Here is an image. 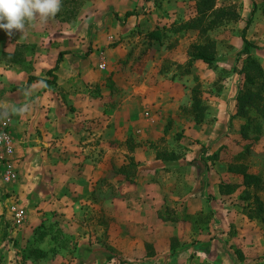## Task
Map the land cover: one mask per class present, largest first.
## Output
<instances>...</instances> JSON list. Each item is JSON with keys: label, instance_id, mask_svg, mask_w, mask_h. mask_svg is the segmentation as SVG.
Here are the masks:
<instances>
[{"label": "rangeland", "instance_id": "obj_1", "mask_svg": "<svg viewBox=\"0 0 264 264\" xmlns=\"http://www.w3.org/2000/svg\"><path fill=\"white\" fill-rule=\"evenodd\" d=\"M149 1L153 5L150 12L160 18L161 41L149 39L144 31H119L113 20L116 13L106 0H61L60 11L44 25L26 24L24 32L16 31L12 37L1 29L7 44L0 43V65L52 81L46 73L55 66L58 50L67 47V52L80 56L86 72L75 71L73 79L64 78L65 84H57L56 76L50 84L101 101L104 113L117 116L121 127H134L132 132L139 134L129 135L127 145L139 159L136 162L126 154L131 160L123 165L129 176L149 174L152 182L166 174L174 176L182 171L180 159L187 156L198 173H215L219 189L232 195L231 204L264 225V0H214L213 10L202 17L198 0ZM78 26L76 36L68 34ZM245 26L248 40L256 46L249 55L257 59L262 71L254 81L246 80L243 70L248 56L243 53L241 37ZM212 42L215 56L211 64L193 58L197 51L193 45ZM246 92L256 95L255 105L247 106L242 115L237 98ZM194 96L203 114L199 123L194 120ZM67 109L73 113L76 106L70 104ZM1 128L8 132L7 120H0ZM199 129L213 131L217 135L210 140L213 143L194 137ZM151 157L166 163L143 166V159ZM0 160L3 165L7 159ZM245 173L257 180L246 182ZM5 190L6 185L0 184V264H84L78 260L85 249L84 227H92L97 217L108 226L107 208L118 200L105 195L95 206L93 198L89 204L88 199L76 198L74 212L66 215L58 207V197L42 207L28 206L22 199L19 203L27 220L16 228L7 211L12 195Z\"/></svg>", "mask_w": 264, "mask_h": 264}, {"label": "crops", "instance_id": "obj_2", "mask_svg": "<svg viewBox=\"0 0 264 264\" xmlns=\"http://www.w3.org/2000/svg\"><path fill=\"white\" fill-rule=\"evenodd\" d=\"M106 1L116 13L113 20L119 31L126 28L131 33H147L162 26L155 12H150L153 5L149 0ZM127 11L133 14L125 17ZM108 21L113 22L111 17ZM78 28L68 30V34L76 36ZM4 38L7 35H0V43L7 44ZM59 50L57 53L67 51V47ZM75 71L86 72L80 56L67 52L53 70L56 83L73 79ZM113 79L116 81V75ZM27 80V73L4 70L0 65V120L8 121L10 137L0 158L10 159L18 174L15 181L0 179V184L31 207H42L58 197V207L66 215L74 212L72 201L76 198L88 199V204L93 198L95 206L105 195L118 199L107 208L111 218L108 226L97 217L90 223L92 227H84L85 249L79 262L264 264V225L231 204L232 195L219 189L213 171L198 173L186 156L180 159L181 172L154 182L149 174L136 178L126 169L119 172L131 160L126 154L138 162L139 157L127 145L129 135L139 134L132 132L134 127H121L117 116L104 113L101 101L74 91L63 92L44 81H32L24 89L11 91L25 86ZM70 104L76 106L73 113L67 109ZM209 132L199 129L193 136L213 141L217 135ZM157 162L160 167L166 163L151 157L143 159L142 165L152 167ZM7 200L4 202L8 204Z\"/></svg>", "mask_w": 264, "mask_h": 264}, {"label": "trees", "instance_id": "obj_3", "mask_svg": "<svg viewBox=\"0 0 264 264\" xmlns=\"http://www.w3.org/2000/svg\"><path fill=\"white\" fill-rule=\"evenodd\" d=\"M208 2L206 3L204 0H198L197 1V9H198V14H200V17H202V15H206V12H208L209 10H213V3L214 0H207ZM133 14L132 12H126L125 16H129ZM214 22V21H213ZM189 26H193V22L187 23ZM246 32H247V26H245L242 30L241 33V37L244 43V47H243V53L247 54V58L245 59V65H244V72H245V79L248 81H254L260 78L262 71L261 68L258 64L257 59H255L254 57H252L251 55H249L250 52V48L252 47H256L253 43H251L247 36H246ZM147 37L149 39L152 40H162V31L159 28H156L152 31H149L147 34ZM193 47H196L197 51L195 50L193 52V58L195 59H201L207 63H212L214 60V51L212 50L213 47V42L211 44H206V45H201L198 44L196 46L193 45ZM67 53V51H61L58 53L57 55V59L55 62V66L52 69H49L47 71L46 74L52 76V81H49L48 79H45L43 77H35V76H30L28 77V80L26 82L25 86H21V87H15V89H24L27 86H29L31 84L32 81L36 80V81H44L46 86L49 85L50 83H52L55 78L56 75L53 74V70L57 69L59 63L62 61L63 55ZM254 71V73H252V71ZM195 90H194V94H195ZM256 95L254 93H244L243 95H239V97L237 98V104H238V112L240 114H244L246 112V107L250 106V105H255V97ZM193 111H194V120L196 121V123H199L203 120V114L200 111V107H199V100L198 97L194 96V105H193ZM119 172H123L125 173V168L121 167L119 169ZM244 180L246 182L248 181H256L257 177L255 175H251V174H244Z\"/></svg>", "mask_w": 264, "mask_h": 264}, {"label": "clouds", "instance_id": "obj_4", "mask_svg": "<svg viewBox=\"0 0 264 264\" xmlns=\"http://www.w3.org/2000/svg\"><path fill=\"white\" fill-rule=\"evenodd\" d=\"M61 9V0H0V29L9 37L24 32L26 24L44 25Z\"/></svg>", "mask_w": 264, "mask_h": 264}, {"label": "built area", "instance_id": "obj_5", "mask_svg": "<svg viewBox=\"0 0 264 264\" xmlns=\"http://www.w3.org/2000/svg\"><path fill=\"white\" fill-rule=\"evenodd\" d=\"M9 134L6 132L5 128L0 129V148H3L5 145L8 144L9 142ZM3 179L5 182L10 183L13 182L17 179V172L16 170L12 167L11 161L7 159L5 162H3ZM12 195L11 201L7 207V211L10 214V221L12 225L16 228L22 227L26 220H27V212L24 209V207L21 206L19 203L17 197L13 194Z\"/></svg>", "mask_w": 264, "mask_h": 264}]
</instances>
